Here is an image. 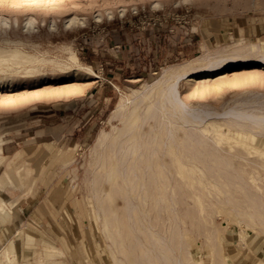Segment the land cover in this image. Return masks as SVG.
Returning a JSON list of instances; mask_svg holds the SVG:
<instances>
[{"label":"rangeland","instance_id":"374dc122","mask_svg":"<svg viewBox=\"0 0 264 264\" xmlns=\"http://www.w3.org/2000/svg\"><path fill=\"white\" fill-rule=\"evenodd\" d=\"M74 17L83 24L67 27V21ZM1 19L0 52L19 49L30 61L0 67V78L14 80L12 86L8 82L0 85V148L2 141L9 139L19 143L16 148L32 147L28 171L40 175V166L45 165L43 172L48 169L50 175H57L58 187L68 192L65 205L73 221L72 245L66 247L65 240L58 239L53 247L45 248L46 252L37 250L39 255L17 259L15 264H53L50 256L56 254L52 252L63 246L70 254L60 252L55 260L64 264H117L116 258L133 264L127 255L129 250L142 264L137 236H141L142 243L145 241V251L159 255L155 252L157 246H151L139 231L140 226L147 230L152 224L173 245V259H179V264H209L211 249L205 235L214 227L228 253L227 264H264V231L259 228L262 219L253 229L239 223L231 210L233 203L223 204L230 196L236 203L248 196L264 208V155L237 143L217 145L212 131L203 148L198 131L189 130L183 136L188 150L202 159L208 170L209 179L203 178L207 186H203L199 172L188 175L190 168L186 166L185 174H179L177 163L165 161L157 147L147 150L139 169L137 163L120 159L127 146L125 138L113 153L105 151L109 141L100 144L104 135L113 136L122 127L133 103L149 94L164 76L237 48L256 45L264 50V0H0ZM28 19L34 21L30 29L25 24ZM73 54L78 63L71 59ZM88 68L94 74H89ZM194 78L190 76L178 84L181 99L190 107L222 112L233 107L250 111L263 107L264 66H245L212 78L198 77V81ZM248 101L256 102L244 104ZM123 104L126 110L120 113ZM161 122L158 117L155 127ZM223 131L239 137L226 126ZM143 132L144 139H152L149 122ZM257 136L264 139L263 133ZM139 141L143 144V139ZM38 147L44 150L36 153ZM115 153L122 176L136 182L134 187L131 183L124 187L120 180L113 186L116 214L103 191L108 176L101 165L106 158L109 166ZM158 153L161 160L156 158ZM149 158L152 165H147ZM160 161L173 169L169 188L159 170ZM58 162L62 165L52 166ZM68 170L67 176H62ZM213 181L218 184L214 186L210 183ZM140 184L147 200L138 214L133 209L141 203ZM167 195L175 196L174 211L168 208ZM123 198L131 210L129 214L122 208ZM159 198L164 200L160 202ZM105 214L113 222L110 231L120 247L124 238L123 252L105 228ZM28 227L49 237L37 223ZM119 230L123 236H119ZM178 233L189 243V261L184 258L185 250L182 254L177 250V243L183 242L177 240ZM185 233L188 238L183 236Z\"/></svg>","mask_w":264,"mask_h":264},{"label":"bare ground","instance_id":"6f19581e","mask_svg":"<svg viewBox=\"0 0 264 264\" xmlns=\"http://www.w3.org/2000/svg\"><path fill=\"white\" fill-rule=\"evenodd\" d=\"M3 22L4 19H1L0 23ZM33 23H34L33 19H28L27 22L25 23L26 28L30 29V27L33 26ZM79 23L83 24V22L80 21V19L74 17L67 21V27H73ZM71 59L75 63H78L77 55L73 54L71 56ZM29 61L30 59H28L27 55L21 52L19 49L11 50L6 53L0 52V67L6 63L7 64L13 63L15 65H20ZM77 65L81 66L79 64ZM251 65L264 66V50H260L259 47L256 45L248 46L247 49L237 48L230 53L217 54V56L209 58L206 62L201 63L197 66L191 67L187 70H183L180 72L175 71V73L170 76H164L162 79H160L157 82L156 86H154L155 88H153L149 94H146L145 96L143 95L141 100L135 101L133 103V107H131L132 108L131 112L129 111L130 113L124 117L122 127L121 128L118 127L119 129L115 131V134L113 136L104 135L100 139V144L105 145V141H109V144L105 145V151L106 152L111 151L113 153L115 151L114 148L117 146L119 141L125 138L124 142L127 144V146L124 149V154L121 155L120 159L122 162H126V163L132 162V165L137 163L139 169L141 164L140 160L146 157L145 155H148L146 154L147 150L151 149V147L152 148L157 147L158 149H160V152L162 153L165 161H167L168 163H172L173 161L177 163L176 168L177 170H179L178 172L179 174L181 175L185 174L183 169L187 166L190 168L188 175L189 174L192 175L194 172H199L201 174L199 181L202 183L203 186H207V184H205L203 180L204 177H208L207 176L208 170L206 168V164L203 163L202 159L194 156L188 150V143L185 140V138H183V136L188 135L189 133L188 131L191 129L197 130L199 138L201 139L200 142L201 147L205 148L206 147L205 144H207L208 142L206 137L208 133L212 131L216 134L214 140L217 145H220L222 142L228 143L230 145L233 143H237L243 148L253 153H260L261 155H264V139L259 140L257 136V134L260 133L264 134V104L263 107L261 109H258L257 111L240 109L238 107H233L224 112L214 111L211 110L210 108H204V107L194 108L188 106V104L181 99L178 90V84L182 79L188 78L190 76L196 77L193 80L198 81V77L212 78L215 76H220L226 71L232 69H239L241 67L251 66ZM88 72L91 75L94 74V71L90 68H88ZM29 73H33V72L29 71ZM6 82H8L9 85L11 86L14 85V80H8V78H0V85ZM220 88H222V85L220 86ZM255 102L256 101H248L245 102L244 104H250ZM125 110H126V105L123 104L119 106L118 112L121 113ZM158 117L162 119V122L159 124L158 127L159 129L155 127V121L157 120ZM146 122H149L150 128H152L153 133L151 140L144 139L145 134L143 132V129ZM223 126L228 127L230 131L234 130L239 137H235V136L232 137L230 136V134L225 133L223 131ZM177 136H179V142L177 140ZM139 139H143V144L139 141ZM155 155L156 158H158V160L159 159L161 160L159 153ZM120 159L115 153V155L111 158V162L109 166H107L108 163L106 161V158H103L101 161L102 169L107 170L106 173L108 176L107 181L105 182L106 184H104L103 186V191L106 193L107 198L109 199L108 205L111 206V209L113 210L114 214L117 213V209H116L117 205L115 200V193L113 192V186L120 184L119 183L120 180L122 181V184H124V187H126L127 185L129 186V183H131L132 187L136 185V182L133 178H131L130 181L128 177L125 178L124 176H122L121 173L123 172L121 171L120 168L121 167V164L119 162ZM147 161H148L147 165H152L151 158H149V160ZM194 161H199L201 164H198L199 162L197 163ZM158 166L160 172H163L164 174V177L167 182V188L171 187L170 175L173 172V169L167 168L164 165V163L162 164V162L159 163ZM132 172H133V168L131 167L130 173ZM210 183L213 184L214 186L218 184V182L216 181ZM237 185L241 186L239 185V182H237ZM139 186L140 189L138 191V197L140 198L141 203L139 204V206H137V208L133 209V212L138 214L142 212V209L144 210L147 200L146 196L144 197L143 194H141L142 191L141 184ZM167 196L168 197L165 198V201L168 205V208L173 210V205L175 203L174 202L175 196L174 197H170L169 195ZM246 197L247 199L244 200L243 202L236 203L235 197L230 196L229 198L224 199L223 204L226 206L230 203H233L231 206L232 207L231 210L232 213H234L235 216L240 219L239 222L240 224L244 222L253 229H257L256 227L259 224L258 220L262 219L260 222L261 224H263V226L259 228L261 231H264V208L263 209L260 208L259 203L252 201L248 196ZM124 199L125 198H123V202ZM163 200L164 198L163 199L159 198L160 202ZM102 204L103 206H105L104 202H102ZM122 208H124L125 212L128 214L131 211L129 210V207L125 202L124 205H122ZM110 223H111L110 219L105 214V228L109 231L111 229ZM252 223L255 224V226H253ZM111 224L112 226H114L113 222ZM116 227L117 229H119L118 226ZM142 228L143 227L140 226L139 231L145 235L144 240L147 239L146 241L149 242L153 247L157 246L155 252L159 253L158 255L157 253L152 254L151 250L149 252L145 251L146 248L144 249L142 245L145 241L142 243L141 241L142 239L139 238L141 236L139 237L137 236L136 239L139 241L138 248L141 252L140 258L141 260H144L141 262L142 264H144L145 262H148V264H164L165 261L169 262V264L180 263L179 259H173L174 256L173 245L172 244L169 245V243L160 235L155 225L152 224V226L147 227V230H144L145 228L144 229ZM217 231H218L217 227H214L213 229H209V230L207 229L205 235L207 243L209 244L211 249V261L209 262V264H227L228 253L225 249L224 243L218 238ZM110 234L114 245L117 248L118 246L120 247V245H118V242L116 241V237L114 236V233L110 231ZM119 236H123L121 234V231L119 232ZM183 236L186 237L187 234L185 233ZM176 237L177 240L179 239L181 240L183 238L182 235L179 233L178 235H176ZM187 243L188 242H185L183 240V242L180 241L179 243H177L176 246H177V250L181 252V254L185 250L184 258L189 261L190 254L187 255L186 252V248H188L189 245V243L188 245ZM120 244H121L120 250L121 249L123 250L124 238H122ZM39 253L40 252L37 251L35 254L39 255ZM127 253L129 260L133 264H137V263L140 264L138 258L135 257L134 252H132V250H129ZM51 261L53 262V264H64L55 259H52ZM16 262L17 259L15 252V241L12 240L4 247L3 250L0 251V264H15ZM116 262L117 264H125V262L123 260H120L119 258H116ZM200 263L204 264L203 261Z\"/></svg>","mask_w":264,"mask_h":264},{"label":"crops","instance_id":"0c3cea01","mask_svg":"<svg viewBox=\"0 0 264 264\" xmlns=\"http://www.w3.org/2000/svg\"><path fill=\"white\" fill-rule=\"evenodd\" d=\"M1 144L0 251L14 240L16 259L24 261L37 250L53 247L58 239L61 241L64 239L66 247L72 245L69 240L72 235L70 223L73 221L70 208L65 205L68 192L63 187H58L57 175H50L48 169L46 173L43 172L45 165H41V169L39 167L40 175L28 171L32 157L29 152L32 147L16 148L19 143L11 139L2 141ZM42 150L44 147H38L36 153ZM60 165L61 162L52 164L53 167ZM69 165H65V168ZM21 171L23 174L18 176L17 173ZM68 173L69 170L62 176H67ZM32 222L41 226L49 237L52 235L55 241H51V237L50 239L42 237L35 230L29 229L28 224ZM64 251L67 255L70 254V251L63 246L56 248L52 252L56 255L50 256V259H58L56 256H60V252ZM239 258L240 256L236 257Z\"/></svg>","mask_w":264,"mask_h":264},{"label":"trees","instance_id":"16d2710c","mask_svg":"<svg viewBox=\"0 0 264 264\" xmlns=\"http://www.w3.org/2000/svg\"><path fill=\"white\" fill-rule=\"evenodd\" d=\"M139 75H141V72L139 73Z\"/></svg>","mask_w":264,"mask_h":264}]
</instances>
